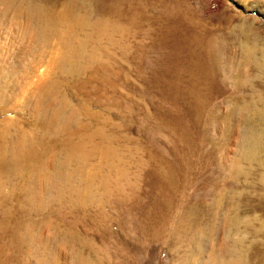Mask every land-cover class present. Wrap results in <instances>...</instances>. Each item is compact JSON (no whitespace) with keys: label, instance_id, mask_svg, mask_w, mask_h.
Wrapping results in <instances>:
<instances>
[{"label":"rangeland","instance_id":"rangeland-1","mask_svg":"<svg viewBox=\"0 0 264 264\" xmlns=\"http://www.w3.org/2000/svg\"><path fill=\"white\" fill-rule=\"evenodd\" d=\"M22 1L0 2V264H264V0H33L113 25L62 23L73 64Z\"/></svg>","mask_w":264,"mask_h":264},{"label":"bare ground","instance_id":"bare-ground-1","mask_svg":"<svg viewBox=\"0 0 264 264\" xmlns=\"http://www.w3.org/2000/svg\"><path fill=\"white\" fill-rule=\"evenodd\" d=\"M11 1L12 0H0V2H5L7 4H9ZM20 9H21L20 12L23 13L24 16L26 17L27 29L29 31L30 36L36 37V38L42 40L47 33H64L65 34L64 39H63V43H62L63 49H62L61 53L59 54V60L64 64L65 63L69 64L70 62L73 64L76 61L77 54L81 49L80 50L78 49V51H77V49L74 48V46L71 44V42L69 41L71 39L67 38L68 37L67 33H70V32L68 29H61L60 28V25L62 23H65V22L67 23L68 21H73L76 24H78V26L79 25L89 26L91 29L94 30V32L95 31L96 32H102V31L107 32V30H109L113 26V25L112 26L110 25L111 23L100 21V20H97V21L95 20V22H92L89 20V17L86 14H81V13L76 14L73 11L72 6H68L62 12L55 13V12L49 10V8H46L43 4H41L37 1L30 0L27 2L22 1V3L20 4ZM113 29H114V27H113ZM72 33H74V32L72 31ZM75 44H76V42H75ZM82 49H83V47H82ZM81 52L82 51H80V53ZM79 57H81V55ZM43 92L44 91L42 90V93ZM49 99H51V98H49ZM58 101H60L59 106L54 111H52V114H51L52 120H53V122L55 121V122H60V123H66L67 120L69 119V116H67L69 114H66L64 109L66 108V105L68 103L66 104L65 100H63V99H60ZM69 113H70V111H69ZM49 116H50V114H49ZM49 121H51V120H49ZM258 146H259V142L257 140V137L254 134L248 133L243 138V141H242L243 156L249 157V156L253 155V153H255ZM76 151H77V149H76ZM15 155H16V152L11 151L7 157L10 160H15L16 159ZM83 155H85V154H83ZM3 158H5L4 152H2L0 150V162L3 160ZM73 177H74L73 172L71 174H69V173L68 174H57L56 181H54V182H57L55 184L60 185V187H62V188L66 187V185H67V187L70 185V186H72V188H75V187H73V183H72ZM52 183H53V179H52ZM59 189H61V188H59ZM242 262H243V259L241 257L237 256L232 260L231 263L232 264H241Z\"/></svg>","mask_w":264,"mask_h":264}]
</instances>
